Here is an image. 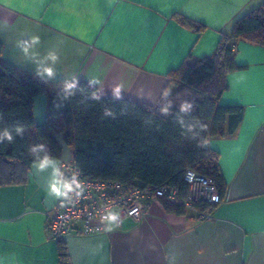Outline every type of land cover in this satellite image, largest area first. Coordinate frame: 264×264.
Returning <instances> with one entry per match:
<instances>
[{
    "label": "crops",
    "instance_id": "0c3cea01",
    "mask_svg": "<svg viewBox=\"0 0 264 264\" xmlns=\"http://www.w3.org/2000/svg\"><path fill=\"white\" fill-rule=\"evenodd\" d=\"M262 3L0 0L1 61L52 86L84 81L103 97L154 105L172 89L169 71L211 55L221 33ZM176 15L203 30L182 25ZM233 53L245 68L227 74L219 102L241 105L243 118L234 134L208 141L227 184L209 218L198 219L191 209L167 212L155 202L137 223H109L90 236L72 230L60 241L61 260L47 219L65 190L59 164L73 152L56 134L61 159L35 162L23 184L0 186V264H264V46L239 40ZM47 113L46 96L35 97V123Z\"/></svg>",
    "mask_w": 264,
    "mask_h": 264
},
{
    "label": "trees",
    "instance_id": "16d2710c",
    "mask_svg": "<svg viewBox=\"0 0 264 264\" xmlns=\"http://www.w3.org/2000/svg\"><path fill=\"white\" fill-rule=\"evenodd\" d=\"M175 17L198 32L204 28L182 15ZM239 40L264 46V3L235 19L211 55L192 64L184 60L169 71L172 89H165L154 105L103 97L84 81L52 86L22 75L3 64L0 42V186L23 184L35 162L61 159L62 147L55 140L61 134L75 165L90 178L175 188L184 197L187 168L210 177L218 201L193 202L191 210L201 219L199 213L211 212L227 190L218 153L208 141L234 134L243 118L241 105L219 102L228 87L227 74L245 68L234 60L233 43ZM39 95L46 96L48 113L43 123L36 124L33 102ZM159 203L178 215L190 209L180 203ZM58 254L61 260L66 256L61 243Z\"/></svg>",
    "mask_w": 264,
    "mask_h": 264
},
{
    "label": "built area",
    "instance_id": "2783aa9c",
    "mask_svg": "<svg viewBox=\"0 0 264 264\" xmlns=\"http://www.w3.org/2000/svg\"><path fill=\"white\" fill-rule=\"evenodd\" d=\"M58 170L65 190L56 211L47 219L49 235L57 240L72 230L76 235L90 236L106 232L109 223L116 227H122L125 221L137 223L150 206L160 200L180 203L190 209L193 202L218 201V191L211 178L189 168L184 173L188 183L184 197H180L175 188L125 185L116 180L87 177L73 158L62 160ZM199 216L207 219L210 211L199 213Z\"/></svg>",
    "mask_w": 264,
    "mask_h": 264
},
{
    "label": "clouds",
    "instance_id": "9594fccd",
    "mask_svg": "<svg viewBox=\"0 0 264 264\" xmlns=\"http://www.w3.org/2000/svg\"><path fill=\"white\" fill-rule=\"evenodd\" d=\"M52 59H53V60H55V59H56V57H55V56H53V57H52ZM48 74H49V75H51V74H52L50 69L48 70ZM116 93H117V95H118V93H119V89H116Z\"/></svg>",
    "mask_w": 264,
    "mask_h": 264
}]
</instances>
